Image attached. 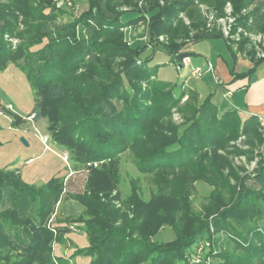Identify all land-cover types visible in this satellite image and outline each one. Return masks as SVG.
I'll return each mask as SVG.
<instances>
[{
    "label": "trees",
    "instance_id": "1",
    "mask_svg": "<svg viewBox=\"0 0 264 264\" xmlns=\"http://www.w3.org/2000/svg\"><path fill=\"white\" fill-rule=\"evenodd\" d=\"M112 1L96 0L97 12L95 15L88 14L90 17L87 21H90V25L85 28L84 34L78 31L75 23L46 25L39 8L31 10L30 0L0 2V69L13 63L26 73L35 96V105L30 113L33 119L37 121L46 117L51 123L48 129L55 130V141L67 147L78 143L83 150L81 158L86 162L110 158L128 149L132 163L142 171L150 173V177L153 175L157 178L162 170H205L203 176L217 189L213 196H219L225 203L227 197L234 199L229 202L231 204L228 207L220 211L213 223L218 224L217 227L223 226L248 243L245 247H240L228 240L225 244L227 250L219 254L221 260L218 264H264V156H260L253 176L249 177L252 182L246 184L245 179L248 177L237 175L233 166L229 168L227 175L223 173L229 162L226 157L217 153L219 150L230 153L225 147L243 136L249 149L239 153L252 160L253 152L262 140L258 132L259 116H242L237 110L219 115L211 102L210 94L199 100L197 92L189 89H181L174 98L171 91L176 85L156 80L155 69L148 66L154 52L144 57L142 54L146 47L143 44L127 46L120 40L117 29L123 23L120 18L122 14L105 17ZM123 1L126 4H135V0ZM226 1L232 4L235 21L249 23L246 27L251 31H264V0H165L163 6L155 2L147 9L152 11L150 40L161 34L174 35L172 37L181 39L179 43L171 42L167 46L159 43L165 52L181 64L182 58L189 56L188 52L183 51L188 42L222 36L219 29L204 28L205 19L201 14V5L213 7L219 16ZM242 9L249 11L242 16ZM16 12L24 17V23L28 27L32 19L37 18L42 22L32 30V34H28L26 30L25 44L20 45L17 51H11L3 36L6 33L17 35ZM179 12L195 28V33L188 40L185 37L189 34V27L184 25L183 20H176ZM141 18L142 16H135L129 21L135 23ZM247 40L243 38L234 43L236 53H241L256 66L264 58L257 57L252 52L254 49L244 50ZM226 41L229 42L228 39ZM36 45L41 46L27 51ZM156 48L157 45L154 50ZM112 55L127 57L125 65L118 72L110 68L106 61ZM141 57L142 61L137 64L136 61ZM81 65H86L87 72L74 76V71ZM253 70L254 67L238 74L231 71V75L233 79L243 78L250 76ZM70 78L75 96L82 102H75L65 116L60 112L57 103L66 98L67 81ZM185 94L187 99L179 104ZM174 106L185 119V126L180 132L170 122V111ZM173 145L177 147L168 150ZM197 178L200 177L192 174L183 176L178 181L171 182L161 192L162 195H170L168 197L171 199L178 195L179 207L172 209L171 215H177L186 221L185 239L180 233L181 220L177 224L178 229L180 228L176 231L179 233L177 238L164 246L148 243L146 223L133 226L136 227V234L141 235L138 239L133 238L131 232L125 233L118 228H105L101 231L95 223L99 220L98 213L100 214L95 208L100 205L93 202L94 210L88 208L87 211L91 217L86 222L85 229L88 244L78 252L75 251V255L83 252V256L87 257L85 264H138L140 259L147 264H172L173 260H180L187 247L197 238L209 233L208 220L204 222L194 213L187 200L188 185ZM229 178L238 183V192L234 189L235 186L227 188L223 185ZM58 181L59 177L53 176L44 186H55ZM6 188L10 189L13 208L0 210V264H30L34 254L41 252L40 242L49 236L48 232L41 233L35 224L36 221L40 224L42 220L37 212H44L48 208L40 206V203L38 205L37 201L39 199L45 202L50 197L56 200L57 195H40L38 188L26 187L19 180L13 181L8 171H0V202ZM31 205L34 208L31 214L35 219L34 223L19 217L20 212ZM159 219H155V222ZM15 226H21L22 230H14ZM10 237H17V242L22 237L27 239L25 248H20L24 255L15 258ZM147 255L149 257L146 259ZM36 260L39 261L40 258Z\"/></svg>",
    "mask_w": 264,
    "mask_h": 264
},
{
    "label": "rangeland",
    "instance_id": "2",
    "mask_svg": "<svg viewBox=\"0 0 264 264\" xmlns=\"http://www.w3.org/2000/svg\"><path fill=\"white\" fill-rule=\"evenodd\" d=\"M4 1L0 0L2 3ZM60 2L61 4H59ZM155 2L163 6L165 0H135L134 5L126 4L123 0H113L108 5L109 11L105 17L111 18L117 13L122 14L120 18L123 23L117 29V33L121 36L120 40L127 46L141 42L146 47L142 54L144 57L154 52L148 66L155 69L154 78L156 80L176 85L171 91L174 98L179 95L181 89L197 92L199 100L210 94L211 102L219 115L226 111L237 110L243 116L244 112L251 111V107L264 105V82L250 81L252 77L264 75V59L257 62L256 66L248 59L249 69L254 67L253 75L250 78H242L243 81H239L241 78H232L228 85L223 86L218 85L217 76L214 74V65H212L216 63L224 65L230 75L231 71L235 72V68L242 69L243 62L241 60L244 56L241 53H236L234 43L243 38L248 39L244 50L254 49L252 52L257 57H262L260 55L264 53V31H251L246 27L249 23L235 21L236 16L233 14V7L229 1L223 4L222 13L219 16L213 7L202 5L200 10L205 19L204 28L219 29L222 36L188 42L183 51L188 52L189 56L183 57L181 64H178L176 58L165 52L160 44L167 46L171 42L179 43L181 39L172 37L174 35L161 34L150 40L149 27L152 11H147V9ZM95 4L96 0H30L31 10L39 8L38 11L44 16L43 22L46 21V25L75 23L76 28L82 34L85 33V28L90 25V21H87L90 17L88 14L95 15L97 12ZM248 11L249 9H242L240 15L244 16ZM15 14L17 16V35L6 33L3 36L7 43L6 46L11 51H17L20 45L25 44L26 30L28 34H32V30L42 22L37 18L32 19L28 27L24 23V17L17 12ZM135 16H142V18L138 22H130L129 19ZM176 20H183L184 25L189 27L186 40L192 38L195 28L182 12L177 14ZM143 31L145 32L143 33ZM224 31L227 32V35ZM105 39L111 40L106 37ZM156 45L157 48L154 50ZM39 46L41 45L32 46L27 51H33ZM203 55L209 61L204 60ZM189 57L191 64H188L189 61L186 60ZM107 58L108 66L115 72H118L127 60L126 56L121 55H112ZM141 61L142 57L136 63L140 64ZM208 62L211 63V71H206ZM194 68H199L203 72L200 75L193 74ZM87 70L86 65H81L73 75H82ZM205 71L206 73H204ZM210 73L218 84L211 79ZM72 84L70 78L67 81L66 98L57 103L60 112L65 116H67L66 112L75 105V102H82L75 96ZM144 86L143 84L142 87ZM198 92L205 93V95ZM225 93L229 95L225 96ZM34 99V90L24 71L13 63H8L3 69H0V171H8L13 181L19 180L26 187L38 188L37 191L40 195H42L41 193L57 195L56 200L50 197L45 202L39 201V199L37 201L38 205L40 203V206L44 205L48 208L44 207V212L43 210H40V213L37 212L42 220L40 224L38 221L35 224L41 233L48 232L49 236L40 242L41 252L34 254L30 264H85L87 257L83 256V252L78 253L81 255H75V251L78 252L80 248L86 247L88 244L85 229L86 222L91 220V217L87 211L88 208L94 210L93 202L100 205L95 208V211L100 212V214L98 213L99 220L95 223L101 231L105 228L112 230L118 228L125 233L131 232L130 235L138 239L141 235L136 234L134 229L136 227L133 226L146 223L148 224L145 226V231H148L146 235L148 243L164 246L171 244L177 238L179 233L176 231L180 229L177 224L181 220L182 232L180 233L185 239L187 237V233L184 231L186 221L177 215H171L172 209L179 207L178 195L171 199L168 197L170 195H162L161 192L166 190L171 182L178 181L183 176H191V174L200 178L189 183L187 200L194 213L204 222L208 220L209 233L197 238L185 249L180 260H171L172 264H218L221 260L219 254L227 250L225 244L228 240L239 244L240 247H245L248 244H246L247 241L235 236L223 226L217 227L218 224L213 223V219L234 199L227 197V203H225L219 196H213L217 189L203 176L205 170H198V168H186L180 171L162 170L157 178L153 175L150 177V173L142 171L140 167L132 163L128 149L116 153L113 157L96 160L97 165L92 167L88 164L91 161L86 162L81 158L83 150L78 143H72L68 147L62 146L59 141H55V130L48 129L51 123L46 117L37 121L33 119V115L30 113L35 105ZM186 99L187 94L180 99L179 104H182ZM64 115L63 117L66 118ZM258 118L264 120V117L259 116ZM170 120L173 125L179 128L177 129L179 132L185 126V119L176 106L172 107L170 111ZM260 121L258 132L261 134L262 140L253 152L252 160L246 159L243 153H239L249 149V144L244 143L243 136L225 147L231 151L230 153L224 150L217 151L229 162V166H225L223 173L227 175L229 168L233 166L237 175L248 177L245 179L246 184L252 182L249 177L253 176L260 156H264V123L262 125ZM21 137L26 140L27 145L20 141ZM176 147L177 145H173L168 150ZM53 176L59 177L58 183L51 187L44 186ZM223 185L227 188L235 186L236 192L239 191L238 183H235L231 178L227 179ZM9 191L10 189L6 188L2 192L0 210L13 208ZM87 199L94 201L90 202ZM32 209H34L32 205L24 208L19 217L34 223L35 219L31 215L34 212ZM155 219H159V221L155 222ZM105 221L107 222L103 223ZM15 229L21 231L22 227L15 226ZM132 232L135 233L132 234ZM10 238L12 239L10 242L14 246L15 258L24 255L20 248H25L27 239L22 237L17 242V237ZM148 257L149 255L146 256V259ZM37 258L40 260H36ZM138 264H147V262L140 259Z\"/></svg>",
    "mask_w": 264,
    "mask_h": 264
},
{
    "label": "crops",
    "instance_id": "3",
    "mask_svg": "<svg viewBox=\"0 0 264 264\" xmlns=\"http://www.w3.org/2000/svg\"><path fill=\"white\" fill-rule=\"evenodd\" d=\"M144 32L145 31H143V33ZM135 43L136 44H141V42H135ZM203 57H205L204 60L209 61L206 56L203 55ZM241 61L243 62L242 63L243 64V67H241L242 69H240V70H238L236 68L234 69L235 70V73H237V74L238 73H241V72H244V71H246V70H248L250 68L249 67V64H248L249 60L247 58L242 57V60ZM188 64H191L190 57H189V63ZM188 64H186V65H188ZM212 65H214V74L217 76V79H218V83L219 84L215 81L214 77L210 73L211 79H213L218 85H221V86L228 85L232 81L233 76L228 73L227 67H225L224 65H222L220 63H216V64H212ZM204 73H206V71ZM252 75L253 74H251L250 76H247V77L250 78ZM253 78H254V82H257V81L264 82V75H262V74H260V75H258L256 77H253ZM243 79H244V77H243ZM243 79L241 78L239 81H241V80L243 81ZM240 87H243V85H240ZM198 93H200V92H198ZM200 94L201 95H205V93H200ZM255 112L257 113V115H256ZM244 113L245 114H254L256 116L264 117V105L263 106H257V105L256 106H253V107H251V111H249L247 113L244 112Z\"/></svg>",
    "mask_w": 264,
    "mask_h": 264
},
{
    "label": "built area",
    "instance_id": "4",
    "mask_svg": "<svg viewBox=\"0 0 264 264\" xmlns=\"http://www.w3.org/2000/svg\"><path fill=\"white\" fill-rule=\"evenodd\" d=\"M59 4H61V2H60ZM201 6H202V5H201ZM224 33H225V35H227V32L224 31ZM260 56L264 57V53H262ZM186 60L189 61V58H186ZM211 70H212L211 63L208 62V63H207L206 71H211ZM201 72H203V71H200L199 68H194V69L192 70V73H193V74H199V75H200ZM224 95L227 96V95H229V94H228V93H225ZM258 119L261 120L260 122H261V124L263 125L264 120H263L262 118H258ZM88 164H89V165H92V167H93V166H96V165H97V161L90 162V163H88Z\"/></svg>",
    "mask_w": 264,
    "mask_h": 264
},
{
    "label": "water",
    "instance_id": "5",
    "mask_svg": "<svg viewBox=\"0 0 264 264\" xmlns=\"http://www.w3.org/2000/svg\"><path fill=\"white\" fill-rule=\"evenodd\" d=\"M250 81H254V78H250ZM20 141L27 145V142H25L26 140L23 137L20 138Z\"/></svg>",
    "mask_w": 264,
    "mask_h": 264
}]
</instances>
